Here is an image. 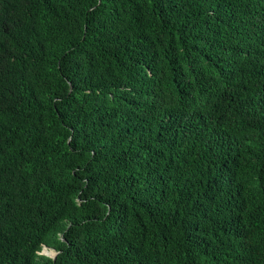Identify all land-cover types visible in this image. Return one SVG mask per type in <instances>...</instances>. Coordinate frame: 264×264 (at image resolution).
Listing matches in <instances>:
<instances>
[{"label": "trees", "instance_id": "obj_1", "mask_svg": "<svg viewBox=\"0 0 264 264\" xmlns=\"http://www.w3.org/2000/svg\"><path fill=\"white\" fill-rule=\"evenodd\" d=\"M0 264H264V0H0Z\"/></svg>", "mask_w": 264, "mask_h": 264}, {"label": "rangeland", "instance_id": "obj_2", "mask_svg": "<svg viewBox=\"0 0 264 264\" xmlns=\"http://www.w3.org/2000/svg\"><path fill=\"white\" fill-rule=\"evenodd\" d=\"M40 253L45 254V255H49V256H53L56 253V251L54 249H51V248H48L45 246Z\"/></svg>", "mask_w": 264, "mask_h": 264}, {"label": "water", "instance_id": "obj_3", "mask_svg": "<svg viewBox=\"0 0 264 264\" xmlns=\"http://www.w3.org/2000/svg\"><path fill=\"white\" fill-rule=\"evenodd\" d=\"M56 254H57V252L53 255V257H55L56 256Z\"/></svg>", "mask_w": 264, "mask_h": 264}]
</instances>
